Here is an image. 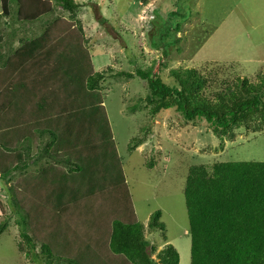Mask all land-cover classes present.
<instances>
[{"label":"rangeland","instance_id":"1","mask_svg":"<svg viewBox=\"0 0 264 264\" xmlns=\"http://www.w3.org/2000/svg\"><path fill=\"white\" fill-rule=\"evenodd\" d=\"M48 1L50 10L37 19L23 17V20H18L15 1L10 2L9 14H0V66L3 61L10 63L6 70L8 74L4 76L0 67V134L7 137L3 140L6 144L10 142L8 147L11 148L8 151L0 147V171L7 166L11 174L9 181L0 177V223L8 218L7 232L0 236V254H15L0 260V264H45L41 239L36 241V233L33 252L38 260L33 259L34 253L25 256L16 244L25 243L15 211L20 207L26 215L30 214V207H25L30 198L27 192V197L18 196L15 200L18 194L14 187L23 175L30 174L37 167L30 164L25 169L26 173L14 172L11 168L18 161L17 153L24 149L34 153L35 146L43 144L41 132L34 130L30 142L22 136L14 137V126L18 129L31 125L32 120L24 119L30 106L22 108L16 117L15 110L6 104L7 100L13 101L10 88L16 82L19 85L21 77L28 76L31 85L37 86L33 81L41 72L35 73L34 69L44 59L15 55L14 51L24 41L36 39L42 33V36L46 33L49 36L43 44L46 49L56 45V39L65 31L71 36L77 33L83 36L82 46L91 57L94 70L105 72L106 77L98 84L95 94L103 102L117 154L114 159L117 158L116 163L120 165L137 221L144 225L146 238L155 249L151 256L155 257L165 244L170 243L179 254L178 264H189L190 235L183 195L189 167L196 164L210 166L216 161H264V127L257 131L240 127L233 130L232 139L222 141L211 132L205 120L186 121L175 107L151 115L152 105L144 100L147 91L143 79L134 74V67L152 66L167 85L176 84L171 70L195 68L209 78L206 95L221 89L224 82L229 83L235 76L257 81L258 75L264 72L261 8H256L255 0H74L78 7L71 15L56 0ZM47 29L48 32L45 31ZM49 66L47 62L45 68ZM108 68L133 75L116 77L108 73ZM18 70L21 74L17 73ZM32 125L41 127L38 121ZM141 128L148 130L145 141L136 149L129 150V139L133 135L145 134ZM55 141L58 147L59 137ZM55 157L60 158L61 155ZM96 158L97 155L93 160ZM71 184L73 187L76 185L74 182ZM10 187L13 191L9 190ZM41 190L36 191V198L44 206H55V211L65 209L63 204L60 206L59 201L47 192L44 195ZM87 192L83 196L65 197L69 212H63L68 214L70 227L66 233L72 234L78 216L81 222L85 221L93 228L99 219L110 215L112 202L108 200V194L113 192H101L98 188L93 194ZM158 209L162 212L160 220L165 226V239L162 232L147 227L149 216ZM31 213L35 214V211ZM61 216H56V220L65 215ZM38 218L41 221L35 224H45L48 229L53 226L52 213L45 212ZM56 225L57 222L54 223ZM85 226L81 225V234L87 230ZM26 231L31 233L29 228ZM55 238L60 239L59 236ZM23 248L25 251V245ZM56 249L63 252L65 247L59 244ZM71 249L77 250L73 245Z\"/></svg>","mask_w":264,"mask_h":264},{"label":"trees","instance_id":"2","mask_svg":"<svg viewBox=\"0 0 264 264\" xmlns=\"http://www.w3.org/2000/svg\"><path fill=\"white\" fill-rule=\"evenodd\" d=\"M11 1L18 6V20L23 17L37 19L50 10L48 0H0L1 15L9 14ZM56 2L71 15L78 7L74 0ZM42 35L24 41L14 51L15 55L44 59L34 69L35 73L41 72L33 81L38 87L31 85L28 76L21 77L20 84L16 82L10 88L13 101L6 102L9 109L15 110L16 117L22 108L30 106L24 119L32 120L31 125L18 129L14 126V137L22 136L30 142L31 133L36 130L41 132L43 142L35 146L34 153L30 149L17 153L18 161L11 166L14 172L24 173L30 164L37 167L23 175L14 187L18 194L14 199L27 197V192L30 198L25 205L30 207V214L26 215L20 207L15 211L25 243H16L17 249L25 256L34 253L32 257L36 260L34 244L40 238L45 264H178L179 254L170 243L165 244L155 257L151 256L155 249L146 238L144 225L137 221L120 165L116 163L117 158L114 159L117 154L103 102L95 94L98 84L106 77L105 72L94 70L88 51L82 46V35L71 36L65 31L56 39V45L46 49L43 44L49 36L47 33ZM47 62L50 66L45 68ZM2 64L4 76L8 74L6 70L10 63L3 61ZM134 68V74L143 79L147 91L144 100L152 105L151 115L175 107L186 121L205 120L211 132L222 141L232 139L234 129L245 127L257 131L264 127V72L258 75L257 81L235 76L229 83L224 82L221 89L206 95L209 78L195 68L171 70L174 85L165 84L152 66ZM107 70L116 77L133 75L122 70ZM17 73L21 74L19 70ZM35 121L41 127H34ZM141 130L145 132L143 136L133 135L129 139V150L145 141L148 130ZM58 137L57 147L55 140ZM3 139L7 137L0 134V147L11 151L10 142L6 144ZM57 155L61 157H55ZM96 155L97 161L93 160ZM55 158L57 161L51 165ZM41 161L43 163H39ZM10 175L9 168L2 167L0 177L9 181ZM71 182L76 185L73 187ZM96 188L101 192H113L108 194V200L112 202L110 215L101 217L103 219H99L93 228L85 221L81 222L78 216L77 221L74 218L77 224L72 228V234L66 233L70 227L65 197L83 196L87 190L88 194H93ZM39 189H43L44 195L47 192L54 197L65 209L55 211V206H44L36 198ZM183 195L190 235L189 264H264V161H216L210 166L192 165L185 178ZM45 212L54 217L52 231V227L48 229L45 224H35L41 221L38 217ZM161 214L159 209L153 211L147 227L159 230L165 239ZM61 215L65 216L56 220L55 217ZM7 223L8 218L0 223V233ZM81 225H86L87 229L82 234ZM27 228L32 234H28ZM43 233L47 235L43 237ZM34 234L38 237L36 241ZM54 241L65 247L63 252L56 249L59 244Z\"/></svg>","mask_w":264,"mask_h":264},{"label":"crops","instance_id":"3","mask_svg":"<svg viewBox=\"0 0 264 264\" xmlns=\"http://www.w3.org/2000/svg\"><path fill=\"white\" fill-rule=\"evenodd\" d=\"M262 1H263V2H262ZM255 6H256V8H258V7L261 8V12H262V13L260 14V18H263V19H264V9H263V8H264V0H260L259 2H258L257 0H255ZM260 18H259V19H260ZM259 19H258V21H259ZM258 21H257V22H258ZM260 23H264V21H261ZM3 232L6 233L7 231L4 230ZM3 232H2V233H3ZM2 233H0V236L2 235ZM8 255H13V256H14L15 254H13V253H12V254H8V253H4V252H3V253L0 254V260H1V261L4 260V258H5L6 256H8Z\"/></svg>","mask_w":264,"mask_h":264}]
</instances>
